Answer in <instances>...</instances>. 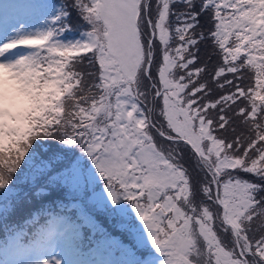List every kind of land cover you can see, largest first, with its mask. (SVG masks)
Wrapping results in <instances>:
<instances>
[{
	"label": "snow or ice",
	"instance_id": "6c2138e0",
	"mask_svg": "<svg viewBox=\"0 0 264 264\" xmlns=\"http://www.w3.org/2000/svg\"><path fill=\"white\" fill-rule=\"evenodd\" d=\"M43 7L42 27L0 37V219L67 188L121 217L127 202L159 255L133 264H264V0ZM69 8L86 26L79 39H62ZM206 14L212 26L198 33ZM206 40L218 58L211 71V54L199 60ZM244 72L246 87L235 82ZM97 178L106 198L93 201ZM84 221L102 234L97 243L120 244L87 212ZM79 229L54 217L25 243L8 227L0 264H88L55 254L80 247ZM33 247L53 251L23 258Z\"/></svg>",
	"mask_w": 264,
	"mask_h": 264
},
{
	"label": "rangeland",
	"instance_id": "374dc122",
	"mask_svg": "<svg viewBox=\"0 0 264 264\" xmlns=\"http://www.w3.org/2000/svg\"><path fill=\"white\" fill-rule=\"evenodd\" d=\"M58 2L61 3L62 1L58 0ZM71 2L72 1L68 0L67 2H65V4L69 5ZM46 5H50L49 0H0V19L7 21L5 24H3L4 22L2 23L0 21V25L3 26V30L0 29V37H2L4 34H11L14 29H18L21 26H23L25 31H35L37 28L42 27L44 25L45 20L48 18L45 15V13L48 11V8L43 7ZM37 6H41V7H37ZM75 19H76V15H75ZM81 31L83 30H80V32ZM80 32L74 34L72 38H68L65 40L79 39ZM22 167L24 166L22 165ZM28 178L29 177L26 171L18 172L15 183L20 185L23 180L27 181ZM19 185L14 187H16L18 191L25 190V187L23 185L20 186ZM93 188L95 189L93 193V201L97 194L104 195L106 198V194L102 192L103 189L102 183L98 182V186H96L95 184L93 185ZM124 204L128 210V217L126 218L121 217V220H118L119 224L129 225L130 227L135 226V228L139 229L138 235L140 236V238L144 240V246L141 247L139 251L142 250L148 251L149 249L152 250L150 244H148L147 242L146 233L143 232L142 226L140 225V222L135 218V214L132 212L131 207L127 205V202H124ZM77 207H78L77 209L78 213L76 214V217L78 218L79 222L76 224L80 226L84 225L88 227L91 231H94L93 228L85 224L84 213H83L84 211L79 206ZM109 207H114V206H112L109 203ZM58 217L66 221V219L63 216H58ZM53 218L54 217L50 218L49 220ZM130 227L127 229L128 232V234H126L128 240L127 242H132L137 245L135 239V236L137 234L133 233L130 230ZM18 231L22 232V230H18ZM101 239H99L98 241H100ZM121 239L124 240L125 238H121ZM97 242L92 247H79L78 249L74 248L73 246H69L65 244L62 250L59 248L56 249L55 254L61 260L84 261V262H88V264H94V262H98V261H107L109 262V264H133V261L141 259L126 245L99 244ZM25 243H28V241H26ZM121 245H123L124 247H122ZM137 248L139 247L137 246ZM52 251H53L52 249H47L45 247H33L29 249V251L25 254L23 258H35V257L50 258V253ZM151 253H152L151 255L156 257L158 261L159 255L156 254L153 250Z\"/></svg>",
	"mask_w": 264,
	"mask_h": 264
},
{
	"label": "trees",
	"instance_id": "16d2710c",
	"mask_svg": "<svg viewBox=\"0 0 264 264\" xmlns=\"http://www.w3.org/2000/svg\"><path fill=\"white\" fill-rule=\"evenodd\" d=\"M61 1H62L61 3H65L68 0H61ZM70 1H72V0H70ZM197 2H199V0H197ZM61 3H59L58 0H53V4L56 6H59ZM69 11L71 13L70 19L68 21L70 29L73 31H77V32L80 30H84L85 25H83L82 23L78 22L75 19V15H76L75 12L72 11L71 8H69ZM209 17H210V14H206V15L201 16V18H200L201 27H198L196 29V31L198 33L202 29L206 32L207 29L212 26L209 23ZM199 49H200L199 60H200L201 65L205 64V62L208 61L209 54L212 55L211 63L208 65L209 71H211L212 66H214L217 63L218 58L213 53L210 42L207 40L201 42L199 44ZM250 75H251V73L244 72L243 76L245 78L241 79L239 81H235V82L246 87L249 84L248 77ZM208 78L209 77H208L207 73L202 74V79L207 80ZM226 78L230 79V80L234 79L232 74H227ZM217 91H219V90H217ZM225 91H228L227 87L225 88ZM236 131L238 133L242 132L244 135H247V131H246L245 126L239 124L238 121H237ZM229 135H231V132L229 133ZM53 143H55V142H53ZM17 185H19V184L15 183L14 186H17ZM20 185H23L25 187V190H19V191H21V194L24 191H28V184L26 183V180H23ZM45 191H47V188H45ZM75 199H77V201H79L80 204L82 206H84L85 209H88L89 213L94 215L96 222L99 224V226L103 227V229L105 230V232L107 234H110V233L113 234L114 233V234L121 235V237H126V234H128V232H127L128 228L125 229V231H122L118 227V225H120L118 220H121L120 215L117 216V214H110L108 212L96 211L92 201H89V203L85 207V205L81 203L79 197L76 196L75 193L70 194L69 190L67 188H57L55 186H53V190L51 191V194L46 195V196H42L40 198L32 197L31 203L24 204L22 210L11 214L7 219H0V237L3 235V232L6 228L12 227L14 225L22 224L23 222H26L27 219H29L31 216H36L38 218L37 220L39 221V220H41V215L44 212L48 214L49 212L54 211L55 209H57V210L59 209V210L63 211L67 205V202L75 200ZM110 208H112V207H110ZM67 211H70L71 214L74 213L73 209H66V212ZM35 223H32L31 225L29 224L28 228L30 229L31 226ZM87 232H88V230H86V233Z\"/></svg>",
	"mask_w": 264,
	"mask_h": 264
},
{
	"label": "bare ground",
	"instance_id": "6f19581e",
	"mask_svg": "<svg viewBox=\"0 0 264 264\" xmlns=\"http://www.w3.org/2000/svg\"><path fill=\"white\" fill-rule=\"evenodd\" d=\"M1 22H2V21H1ZM6 22H7V21L5 20L3 24H5ZM0 29H1V30H3V26H1V28H0Z\"/></svg>",
	"mask_w": 264,
	"mask_h": 264
}]
</instances>
